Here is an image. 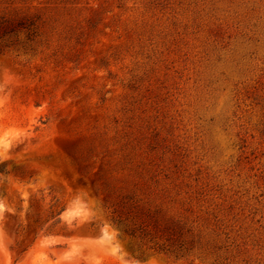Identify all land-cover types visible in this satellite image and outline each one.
I'll return each mask as SVG.
<instances>
[{"label": "rangeland", "instance_id": "374dc122", "mask_svg": "<svg viewBox=\"0 0 264 264\" xmlns=\"http://www.w3.org/2000/svg\"><path fill=\"white\" fill-rule=\"evenodd\" d=\"M0 264H264V0H0Z\"/></svg>", "mask_w": 264, "mask_h": 264}]
</instances>
